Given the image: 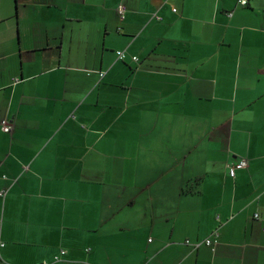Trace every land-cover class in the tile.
Here are the masks:
<instances>
[{"label":"crops","instance_id":"crops-1","mask_svg":"<svg viewBox=\"0 0 264 264\" xmlns=\"http://www.w3.org/2000/svg\"><path fill=\"white\" fill-rule=\"evenodd\" d=\"M263 226L264 0H0V264H264Z\"/></svg>","mask_w":264,"mask_h":264},{"label":"built area","instance_id":"built-area-1","mask_svg":"<svg viewBox=\"0 0 264 264\" xmlns=\"http://www.w3.org/2000/svg\"><path fill=\"white\" fill-rule=\"evenodd\" d=\"M238 3L240 5H242V6H246L247 5V0H239ZM174 12H175V10H174ZM126 13H127V11H126L125 6L120 4L117 7V14H118V17H119V20H120L121 23H123L125 21ZM116 58L120 62H125L126 59H127V54H126L125 51H118V52H116ZM130 60L132 62H138V58L137 57H130ZM3 131L5 133H9L11 131L10 125L9 124H4ZM246 167H247V161L246 160H241L235 166H232L230 168V170H229L230 171V176L234 177L235 176V172L237 170L244 169ZM255 218L258 219V216L256 215ZM262 232L264 233V226L262 228ZM211 237H210L211 239L208 238L207 240L204 241V245H206L207 247L213 248L216 245V243H217L218 233L217 232L213 233ZM194 247H197V245H195ZM61 253L64 254L63 251ZM55 261H59V259L55 258ZM43 264H47V263L44 262Z\"/></svg>","mask_w":264,"mask_h":264},{"label":"trees","instance_id":"trees-1","mask_svg":"<svg viewBox=\"0 0 264 264\" xmlns=\"http://www.w3.org/2000/svg\"><path fill=\"white\" fill-rule=\"evenodd\" d=\"M238 1H239V0H238ZM238 5H240V4L238 3ZM240 6H242V5H240ZM242 7H245V6H242ZM228 15L231 16V13H229ZM241 160H245V159H239L236 163L233 164V166H235V165H236L238 162H240ZM246 161H247V160H246ZM247 167H248V162H247ZM247 167L244 168V169H240V170H246ZM240 170H237V171H240ZM235 173H236V172H235ZM234 177H235V176H234ZM234 177H233V178H234ZM218 219H219V217L217 216V221H219ZM215 232L218 233V238H219V232H218V230H215L213 233H215ZM213 233H212V234H213ZM212 234H211V236H212ZM211 236H210V237H211ZM210 237H209V238H210ZM211 238H212V237H211ZM211 238H210V239H211ZM218 238H217V243H218ZM217 243H216V244H217ZM186 244H189V243L186 242ZM215 246H216V245H215ZM55 262H57V261H55Z\"/></svg>","mask_w":264,"mask_h":264}]
</instances>
